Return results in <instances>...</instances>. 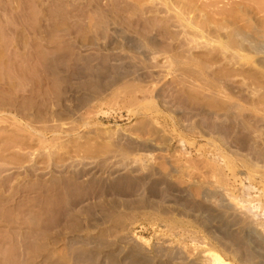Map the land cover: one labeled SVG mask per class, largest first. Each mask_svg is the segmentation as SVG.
Instances as JSON below:
<instances>
[{"label":"rangeland","instance_id":"obj_1","mask_svg":"<svg viewBox=\"0 0 264 264\" xmlns=\"http://www.w3.org/2000/svg\"><path fill=\"white\" fill-rule=\"evenodd\" d=\"M209 253L264 264V0H0V264Z\"/></svg>","mask_w":264,"mask_h":264},{"label":"bare ground","instance_id":"obj_2","mask_svg":"<svg viewBox=\"0 0 264 264\" xmlns=\"http://www.w3.org/2000/svg\"><path fill=\"white\" fill-rule=\"evenodd\" d=\"M220 214V213H219ZM222 217V214L220 215V218ZM252 230V229H251ZM248 232H250V230L248 231ZM262 252V251H261ZM211 256H212V258H213V260H214V262H216L217 264H224L223 263V261H222V259L218 256V255H215V254H212V253H209Z\"/></svg>","mask_w":264,"mask_h":264}]
</instances>
